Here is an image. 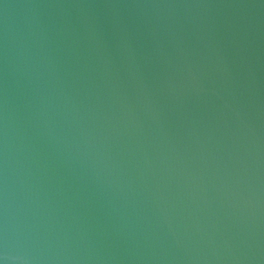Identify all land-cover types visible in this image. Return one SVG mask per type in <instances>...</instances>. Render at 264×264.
<instances>
[{"label": "water", "instance_id": "obj_1", "mask_svg": "<svg viewBox=\"0 0 264 264\" xmlns=\"http://www.w3.org/2000/svg\"><path fill=\"white\" fill-rule=\"evenodd\" d=\"M0 264H264V0H0Z\"/></svg>", "mask_w": 264, "mask_h": 264}]
</instances>
